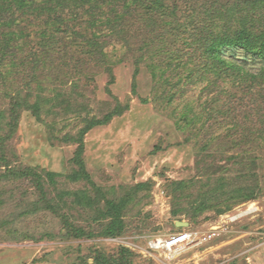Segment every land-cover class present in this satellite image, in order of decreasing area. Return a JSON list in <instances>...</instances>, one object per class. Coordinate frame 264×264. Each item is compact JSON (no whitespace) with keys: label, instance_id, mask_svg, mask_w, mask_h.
I'll return each instance as SVG.
<instances>
[{"label":"rangeland","instance_id":"obj_1","mask_svg":"<svg viewBox=\"0 0 264 264\" xmlns=\"http://www.w3.org/2000/svg\"><path fill=\"white\" fill-rule=\"evenodd\" d=\"M180 2L179 7L186 0ZM104 39L108 64L90 60L88 75L76 78L71 72L60 74L54 82L46 77L41 86L32 82L28 88L24 81L28 77L23 80L22 74L15 73L16 68L6 83L0 80V110L10 103L5 94L17 91L30 103H40L41 118L31 108L21 110L18 128L7 142L17 154L16 161L63 175L56 178V184H46L49 197L57 198L60 204L59 214L45 208L29 180L0 183V264H98L96 257L103 261L100 254L119 258L122 246L133 251L131 264H264V142L253 148L256 156L252 158L250 146L232 148L225 137L216 136L205 148L203 122L199 136L176 122L185 105L199 98V88L171 105L155 99L156 78L148 66L150 59L140 58L141 53L131 51L120 36ZM225 53L239 61L245 55L239 48L226 49ZM246 62L255 69L260 64L252 57ZM75 81L79 93L71 89ZM116 107L123 112L85 136L83 160L92 180L103 189L100 196L90 183L77 178L79 167L73 157L84 119L102 118ZM223 129L218 131L221 136L226 132ZM230 157H236L238 163ZM250 159L256 161L254 174ZM223 176L231 182H256L258 197L221 214L214 209L204 211L196 219L187 213L172 214L175 182L190 184L195 177L202 181L211 177L217 184ZM205 188H183L179 204L191 207ZM83 189L96 200L94 206L83 207L73 201L75 195L67 194ZM60 196L66 200H59ZM106 199L126 201L122 213L125 231L120 236L101 232L111 220L102 212ZM249 205L259 210L235 222L224 219L225 214ZM64 220L83 227L90 236L69 234ZM177 221H188L189 226H178ZM217 226L222 235L213 241L171 253L148 246V240L157 235L188 228L204 233Z\"/></svg>","mask_w":264,"mask_h":264},{"label":"trees","instance_id":"obj_2","mask_svg":"<svg viewBox=\"0 0 264 264\" xmlns=\"http://www.w3.org/2000/svg\"><path fill=\"white\" fill-rule=\"evenodd\" d=\"M172 1L0 0V80L6 83L7 76L16 68L15 73L22 74L23 80L28 77L24 80L28 88L32 82L41 86L46 77L54 82L60 74L71 72L76 78L88 75L90 60L108 64L104 38L120 36L131 51L141 53L140 58L150 59L148 66L156 78L155 99L171 105L199 88V98L188 102L176 116L180 128L190 127L197 135L203 122L205 148L216 136L225 137L232 148L250 146V158L256 156L253 148L264 142V0H228L226 4H219L222 0H186L180 7V0ZM235 48L245 54L241 61L225 53L226 49ZM247 57L260 62L259 66L250 67ZM72 84L71 89L78 92V82ZM5 96L10 103L0 110V183L29 180L39 191L45 208L59 214L60 204L57 198L49 197L46 184H56V178L63 175L19 164L17 154L7 144L18 128L21 110L31 108L41 118L40 103H30L21 97L20 91ZM122 112V108L116 107L102 118H85L78 133L73 157L79 167L77 178L90 183L100 196L104 195L103 189L92 180L83 160L85 136ZM223 127L226 132L221 136L218 131ZM230 158L238 163L236 157ZM250 160L254 174L256 161ZM228 179L223 176L217 184L212 183L211 177L207 181L195 177L190 184L175 182L176 207L172 214L187 213L196 219L204 211L214 209L221 214L258 197L256 182ZM198 186L206 188L191 207L179 204L183 188ZM67 194L75 195L73 201L83 207L95 205L88 189ZM124 200L106 199V213L102 212L111 220L101 230L104 235L117 237L124 233ZM64 223L68 233L75 237L89 235L81 226L66 220ZM120 252L119 258L100 254L103 261L96 257L97 263L131 264L133 251L122 246Z\"/></svg>","mask_w":264,"mask_h":264},{"label":"built area","instance_id":"obj_3","mask_svg":"<svg viewBox=\"0 0 264 264\" xmlns=\"http://www.w3.org/2000/svg\"><path fill=\"white\" fill-rule=\"evenodd\" d=\"M238 210V211H237ZM259 210V207L246 206V208H240L233 210L224 215L226 221L235 222L243 217L254 214ZM222 235L220 227H214L208 232H200L198 230L185 229L173 234L161 236L157 235L148 240V246L156 251L166 250L167 252H173L182 247L190 246L196 243H202L204 241L212 240L215 237ZM261 247L264 250V240L261 243Z\"/></svg>","mask_w":264,"mask_h":264},{"label":"water","instance_id":"obj_4","mask_svg":"<svg viewBox=\"0 0 264 264\" xmlns=\"http://www.w3.org/2000/svg\"><path fill=\"white\" fill-rule=\"evenodd\" d=\"M176 224L181 227H188L189 222L188 221H177Z\"/></svg>","mask_w":264,"mask_h":264},{"label":"crops","instance_id":"obj_5","mask_svg":"<svg viewBox=\"0 0 264 264\" xmlns=\"http://www.w3.org/2000/svg\"><path fill=\"white\" fill-rule=\"evenodd\" d=\"M220 237V236H219ZM219 237H215L214 239H212L211 241H213V240H216L217 238H219Z\"/></svg>","mask_w":264,"mask_h":264}]
</instances>
